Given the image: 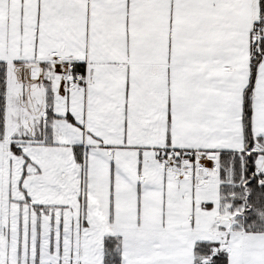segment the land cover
<instances>
[{
	"label": "snow or ice",
	"instance_id": "1",
	"mask_svg": "<svg viewBox=\"0 0 264 264\" xmlns=\"http://www.w3.org/2000/svg\"><path fill=\"white\" fill-rule=\"evenodd\" d=\"M0 264H264V0H0Z\"/></svg>",
	"mask_w": 264,
	"mask_h": 264
}]
</instances>
